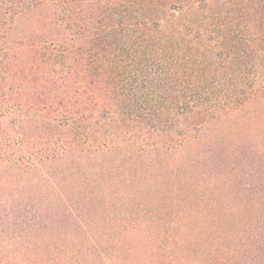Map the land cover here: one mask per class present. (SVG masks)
<instances>
[{
	"label": "trees",
	"instance_id": "obj_1",
	"mask_svg": "<svg viewBox=\"0 0 264 264\" xmlns=\"http://www.w3.org/2000/svg\"><path fill=\"white\" fill-rule=\"evenodd\" d=\"M0 264H264V0H0Z\"/></svg>",
	"mask_w": 264,
	"mask_h": 264
}]
</instances>
